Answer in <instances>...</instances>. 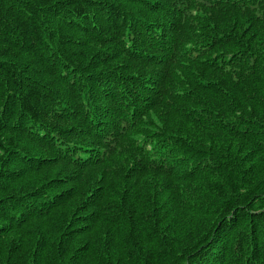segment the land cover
I'll return each instance as SVG.
<instances>
[{"label": "trees", "instance_id": "trees-1", "mask_svg": "<svg viewBox=\"0 0 264 264\" xmlns=\"http://www.w3.org/2000/svg\"><path fill=\"white\" fill-rule=\"evenodd\" d=\"M0 264H264V0H0Z\"/></svg>", "mask_w": 264, "mask_h": 264}, {"label": "bare ground", "instance_id": "bare-ground-1", "mask_svg": "<svg viewBox=\"0 0 264 264\" xmlns=\"http://www.w3.org/2000/svg\"><path fill=\"white\" fill-rule=\"evenodd\" d=\"M81 76V75H80ZM60 79V78H59Z\"/></svg>", "mask_w": 264, "mask_h": 264}]
</instances>
